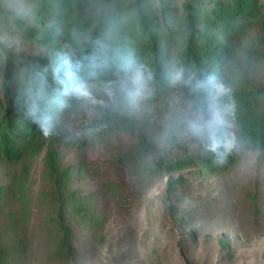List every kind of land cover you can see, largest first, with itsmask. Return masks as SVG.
<instances>
[{
	"label": "trees",
	"instance_id": "16d2710c",
	"mask_svg": "<svg viewBox=\"0 0 264 264\" xmlns=\"http://www.w3.org/2000/svg\"><path fill=\"white\" fill-rule=\"evenodd\" d=\"M11 1L0 0V171L6 177L0 183V264L22 260L27 234L20 224L25 227L32 210L29 165L22 175L13 170L46 146L34 240L62 262L75 257L74 224L98 221L54 144L82 149L101 134L124 140L113 158L120 178H167L166 211L174 213L185 180L172 174L199 163L204 173L229 161L231 122L239 141L264 162V84L250 85L264 69V52L257 42L242 46L252 24L264 29V0H26L35 3L26 11ZM122 79L146 86L157 114L180 90L192 114L202 117L205 136L191 150L174 128L163 141L151 139L150 126L135 122L125 107ZM105 85L115 87L106 93L110 106L70 123ZM181 212L185 227L191 216Z\"/></svg>",
	"mask_w": 264,
	"mask_h": 264
},
{
	"label": "rangeland",
	"instance_id": "374dc122",
	"mask_svg": "<svg viewBox=\"0 0 264 264\" xmlns=\"http://www.w3.org/2000/svg\"><path fill=\"white\" fill-rule=\"evenodd\" d=\"M9 6L26 11L35 3L15 0ZM255 42L264 52V29L257 22L245 32L242 46ZM15 43L20 45V52L25 51L18 38ZM121 82L126 109L135 122L150 126L151 139L163 141V135L174 128L182 137L184 149L191 150L205 136L202 117L192 114L190 105L181 99L180 90L165 98L159 105L161 114H157L146 86H133L128 79ZM257 84H264V69L251 78L250 85ZM111 87L105 85L92 93L93 105L86 104L78 115L70 116V123L106 110L111 103L106 93ZM230 131L233 148L229 161L206 168L209 173L200 172L204 166L199 163L172 174L185 180L180 190L185 196L177 213L166 211L167 178L136 177L131 173L127 180L120 178L113 158L124 140L119 144L115 137L101 134L82 149L54 144L60 162L74 171L73 184L87 198L85 203L91 206V215L98 221L89 219L85 226L74 224L75 257L63 262L48 256L40 241L34 240L43 208L38 196L46 186L48 147L42 148L33 159L13 170L22 175L24 165H29L32 206L23 220L25 227L20 224L21 229H26L27 245L17 264H264V162L258 152L239 141L233 122ZM127 144L132 145L129 140ZM5 178L0 171V183ZM184 209L189 211L191 220L182 227L179 217Z\"/></svg>",
	"mask_w": 264,
	"mask_h": 264
},
{
	"label": "clouds",
	"instance_id": "9594fccd",
	"mask_svg": "<svg viewBox=\"0 0 264 264\" xmlns=\"http://www.w3.org/2000/svg\"><path fill=\"white\" fill-rule=\"evenodd\" d=\"M44 135L46 138H48L51 136V133L47 129H44Z\"/></svg>",
	"mask_w": 264,
	"mask_h": 264
}]
</instances>
